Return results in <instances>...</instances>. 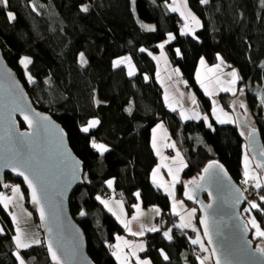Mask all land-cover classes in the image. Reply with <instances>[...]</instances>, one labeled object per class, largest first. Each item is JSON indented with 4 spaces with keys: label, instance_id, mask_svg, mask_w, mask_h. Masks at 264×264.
<instances>
[{
    "label": "trees",
    "instance_id": "1",
    "mask_svg": "<svg viewBox=\"0 0 264 264\" xmlns=\"http://www.w3.org/2000/svg\"><path fill=\"white\" fill-rule=\"evenodd\" d=\"M187 1L202 22L194 34H182L179 14L168 7L172 0H135V4L132 0H9L8 8L0 7V46L7 63L19 74L34 105L63 125L70 146L86 167L85 183L73 193L70 210L86 234L88 253L95 264H119L110 245L126 231L96 199L108 190L106 181L110 179L115 180V193L124 200L129 214L135 212L139 199L143 207H162L167 225L146 235L149 247L142 253L144 258L153 264H199L194 254L197 246L189 238L194 230L174 231L172 240L163 235L175 217L170 215L171 198L153 183L151 175L159 161L152 146L153 129L158 124L168 128L170 141L176 143L187 162L177 183V193L187 205L197 208L184 195L187 183L198 180L214 160L223 163L237 182L244 177L242 159L247 139L239 126L220 125L212 118L209 128L206 120L187 122L170 109L156 78L162 71L160 44H164L170 65L187 78L208 114L213 99L205 94L196 74L202 57L214 65L218 52L224 53L241 76L237 92L242 89L246 95L247 120L239 117L247 126L248 119L256 124L264 146V0ZM84 5L88 12L81 10ZM7 11L16 19L9 21ZM169 33L175 39L164 43ZM141 48L147 51L141 52ZM80 53L87 63L81 64ZM125 56H130L138 68L132 76L126 64L113 67L114 60ZM23 57L32 61L27 69L19 62ZM28 74L33 77L31 82ZM238 93L222 91L217 101L234 111ZM91 120L100 123L88 133L82 132L80 129ZM21 127L26 128L23 123ZM92 140L107 145L109 151L100 154L91 147ZM8 180L22 183L30 207L28 191L19 179L8 175L6 183L0 182V192L8 189L4 187ZM258 191L264 195V187ZM248 201H252L249 196L244 211ZM260 206L264 208V202ZM247 213L264 224V214L255 209ZM200 215L197 208L198 226ZM0 228L4 229L0 233V264H19L13 240L15 225L3 205ZM205 244L208 248L206 240ZM23 255L31 264H51L44 242L24 250Z\"/></svg>",
    "mask_w": 264,
    "mask_h": 264
},
{
    "label": "water",
    "instance_id": "2",
    "mask_svg": "<svg viewBox=\"0 0 264 264\" xmlns=\"http://www.w3.org/2000/svg\"><path fill=\"white\" fill-rule=\"evenodd\" d=\"M16 108L22 111H15ZM24 115L34 121L33 127H29ZM45 117L47 119H44ZM21 123L25 129L21 127ZM253 129L256 130L254 137L248 136L247 139L249 149L254 159L264 160V157L260 156L264 146L259 130ZM21 133L25 135L21 136ZM13 146L14 151L19 153L15 158L14 153L9 151ZM21 158L31 159L39 169L44 186L42 195L46 193V198L41 201L47 215L45 220L40 218L39 205L32 203L31 189L23 177L6 166ZM214 161L222 165L223 170L213 169L215 175H205L203 169L201 176H205V179L197 180L203 187L196 188L189 183L185 187V192L193 190L194 199L191 201L196 203L201 218L208 213L215 243L208 244V238L204 236V226L200 223L202 236L210 251L213 247L218 248L222 264L225 256L232 264H264V253L254 251L258 246L254 244L251 225H248L247 232H242V226L248 221L243 214L247 194L223 163ZM77 162V178L72 179V169ZM85 168L83 160L70 146L69 135L63 125L49 112H44L34 105L25 84L17 71L7 63L0 46V182L6 183L8 175L23 182L29 194L30 209L37 214L41 232L44 234V244L47 247L48 241L51 240L65 264H95L88 253L86 234L70 210L73 193L85 183ZM262 170L264 172V169ZM237 197L240 198V203L234 204ZM207 205L212 207L207 208ZM49 228L52 229L51 232ZM221 241L225 242L223 248L220 247ZM47 253L51 264H54L48 249ZM212 258L215 264V257Z\"/></svg>",
    "mask_w": 264,
    "mask_h": 264
},
{
    "label": "snow or ice",
    "instance_id": "3",
    "mask_svg": "<svg viewBox=\"0 0 264 264\" xmlns=\"http://www.w3.org/2000/svg\"><path fill=\"white\" fill-rule=\"evenodd\" d=\"M132 2H133V4H135V0H132ZM200 2L202 4H207L208 0H200ZM0 7L8 8L9 7V0H0ZM168 7L170 8V10L172 12H179L180 16L183 17L185 22H184V25L182 28V34H189V33L194 34L195 28L200 26V21L191 12V10L188 9L187 0H173V3L171 5H169ZM33 9H35V5H33ZM81 10L83 12H88L89 7L87 5H84V6H82ZM6 15H7V18L9 21L16 19V15L11 11H7ZM142 27H145L149 31L155 30L150 25H142ZM173 39H175V37L171 33H169L168 34V40H166L164 43H168L169 41H171ZM159 47L161 49H163L164 44L163 43L160 44ZM140 51L145 52L147 50L144 48H141ZM177 52L179 53V49H177ZM149 54L151 55V53H149ZM161 55H163V53H161ZM79 56H80L81 64L87 63V61L84 58V53H80ZM153 58L158 59L157 57H153ZM218 58H219V56H218ZM19 62L21 65L24 66L25 69H27V66L32 61L29 57H23V58H21V60ZM221 63H223L222 59H221ZM122 64L128 65V69H129L128 75L129 76L134 75L135 66L131 63V57L130 56L121 57V58H118V59L113 61V67H119ZM200 64L202 67H206V64H205L203 57L200 60ZM219 68H220V65L217 64L213 68L207 69V72L208 73H214ZM176 71L178 72V69ZM229 75L232 77V79L227 82L226 87L222 86L223 82L220 81L219 77H216L215 83L217 86H221L220 90H222L224 92H232L233 94H235V91H236L235 85H236L237 81L240 79V77L238 76V74L235 70H233L231 73H229ZM145 78L147 79V77H145ZM196 78L200 82L201 87L204 88L205 94L208 96H212L214 94L213 91H211L209 89L208 84L205 83V80L207 79V77H202L201 72L197 71ZM27 79L30 82L33 80V77L31 76V74H28ZM181 95H183V94H181ZM165 100L168 102V105L172 109V111H176V107L173 106L174 102L169 100L167 94L165 95ZM191 102L193 105H195L197 103L195 96L191 97ZM175 103H178V102H175ZM261 103L264 104V95L261 96ZM241 107H244V105L241 104ZM15 111H22V110L19 108H16ZM128 111L131 112V109L129 108ZM213 111H214V113H218L217 119L219 120L220 123L232 122L227 117V113H224L222 109L214 108ZM180 115L185 120L193 119V118L194 119H200V115L196 111H192L191 115H188L182 109L180 112ZM221 115H223L225 118L221 119ZM44 119H47V117H45ZM205 119H207V117H205ZM24 120L28 122L29 127H33L34 121L28 115H24ZM99 123H100L99 120H91L88 122V124L86 126L82 127L80 130L84 133H88L90 128L95 127ZM209 127H211V125H209ZM157 129H163V125H157V128L153 129L152 146H153V148L156 149V154L161 155L159 147L157 146V138H156ZM60 131L63 132L62 129ZM255 131H256L255 129H252V131L249 133V136L254 137ZM23 135H25V134L21 133V136H23ZM164 146L170 147V148H175L174 143L165 144ZM91 147L96 149L100 154H103V153L109 151V148L107 145H105L103 143H97L95 140L91 141ZM9 151L14 153V158H15V156L19 155L18 152L14 151V146H13V148H10ZM260 156L264 157V149H262L260 151ZM166 159H167L166 157H162V161L166 160ZM172 160H173V163L178 162L179 166L174 169L172 166H170L166 163H162L161 165H158L157 168H155L153 170V173H152L153 183L156 184L157 187L164 188V190L170 196H172V198H173V205H172L173 214L180 216V223L177 225V227H179L181 229L193 227V225L191 224L190 221H191V217L194 216L196 209H191L187 213V219H186L185 215H181L180 212L177 211L178 207L183 206V202L182 201L177 202L175 200V196H174L175 184L179 182V172L182 171L183 168L187 167V164L184 163L183 158H182V156L178 150L176 152V156L173 157ZM6 166L11 167V169L14 173L23 177L24 181L28 185V188L31 189L32 203L39 205V212H40L41 220L47 219L44 204L41 202L42 199L46 198V193H44L42 195L44 186H43L42 177L40 175L38 167H36L33 164L31 159H23V158L17 160L16 163H11V164H8ZM160 167H167L168 168V174L172 177V181L170 184L167 181H164L162 177H160V175H159ZM213 169L223 170V166L219 165L218 162L213 161V162H210L208 164V166L204 168L203 171H204L205 175H215V173L212 172ZM256 169H264V160H258L256 162L255 168H253L251 166V161H250L249 157L247 156V154H245V156H244V172H243L244 183L248 184L249 181H253L254 187L256 189H261L262 187H264V181H262V178L257 173ZM77 171H79L78 162H77V164H75L73 166L72 179L77 178L76 177ZM199 179H200V181H203L205 179V176H201ZM106 183H107L108 187L111 188L113 185V180L110 179V180L106 181ZM188 183L191 185H195L196 188H202L203 187V185L195 179L192 181H189ZM4 187L7 188V187H9V185L4 184ZM11 193H12L11 196H8V195H5L3 192H0V205H3V207L5 209H7L9 207V205L13 204L18 199H23V193L20 191L19 185L11 186ZM135 195L137 197H139L140 193L137 192V193H135ZM209 195H211V192H209ZM185 196H187V198L189 200L194 199L193 190L189 189L188 191H186ZM96 199L99 200L100 203L103 204L104 207L107 208L109 212H113V214L116 215L117 220L120 221V223L124 226L125 229H127L131 233V235H133V236H143L144 235V229H145L144 224L140 225V228H141L140 231H132V228L130 226L132 221L122 219L121 215H117L114 212L109 200L102 199L100 196H97ZM259 201L264 202V195L259 196ZM116 203H117V205L120 206L121 214H122L123 213L122 201H117ZM239 203H240V198L237 197L234 201V204H239ZM248 205L249 206H248V208L245 209V212H251L253 209H255L258 212H260L261 214H264V208H261L260 204L257 203L256 201H248ZM134 207L137 209V213H136V215H134L132 217V220H138L139 217L143 215V212L140 211V205L139 204L134 205ZM206 207L211 208L212 205H207ZM155 211L157 214H159V209H155ZM28 215L30 216L31 214L28 213ZM81 215H85V213L81 212ZM11 216H12L13 222L16 224V229H15L16 235L13 237V240L15 242V247H16L15 256H16V259L18 260L19 264H26L24 257H22L20 254V250L30 248L32 245H38V244H41L42 242L40 239L35 238V237L28 239L27 233L20 226L19 217H17V215L15 213H11ZM200 223L204 226V236L208 238V244H214L215 242L213 241L212 232L210 230V220H209V216H208L207 212L205 213L204 217L201 218ZM249 224L251 225V227L253 229H255V233H254L255 236L264 240V229L261 228V226L257 222V219L255 216H250L247 223L242 226V232L248 231V225ZM48 230H49V232L52 231L51 228H49ZM3 231H4V229L0 228V233H3ZM147 231L157 232V231H159V228L156 226H152L150 228H147ZM163 235L165 237H167L169 240L172 239V236L170 235V230L165 231L163 233ZM116 240H117V243L115 245H110V247H113L115 249V251H113L112 255L115 256V258L119 261V264H132V259H131L132 257H135L136 264H151L150 260L141 259L137 255L138 252H142L145 250V245L143 242L134 243V242L126 240L124 237H121V236H116ZM191 243L194 245H199L202 252L208 251V248L202 242L199 235H197V237L195 239H192ZM224 246H225V242L221 241L220 247L223 248ZM125 248L130 249V251L125 252L124 251ZM47 249H48V252L50 253L51 260L54 262V264H65V262L61 259V256L58 254L57 248L54 247L53 242L51 240L48 241ZM254 251L264 253V247L258 246ZM161 252L163 254L162 250H161ZM163 255H164V259L167 260L168 256L166 254H163ZM252 255H254V252L252 253ZM213 256L215 257V264H222L221 256L218 252L217 247H213L211 249V253L209 256H204V257L198 256L197 259L200 261V264H206V261L211 259ZM223 264H232V262L230 259H228L227 256H225V258L223 260Z\"/></svg>",
    "mask_w": 264,
    "mask_h": 264
},
{
    "label": "crops",
    "instance_id": "4",
    "mask_svg": "<svg viewBox=\"0 0 264 264\" xmlns=\"http://www.w3.org/2000/svg\"><path fill=\"white\" fill-rule=\"evenodd\" d=\"M172 3H173V0H172ZM172 3H170L169 5H171ZM187 6H188V9H190L188 1H187ZM191 12L198 18V16L195 14V12H193V11H191ZM177 13L179 14V12H177ZM179 16H180V14H179ZM199 21H200V19H199ZM184 22L185 21H184L183 17L180 16V23H182L181 24V30L183 28ZM201 28H202V22L200 21V26L196 27L195 31H197V30H199ZM189 34H191V33H189ZM218 53H219L218 62L215 64V65H217V64L220 65V68L218 70H216L214 73H208L207 69L213 68L215 65H210V64H207L206 62H205L206 67H202L201 64L199 63L200 66L198 68V71L201 72L202 77H207V79L205 80V83L208 84L209 89L211 91H213V93H214L212 96H210L213 99V105L219 104L218 101H217V98H218L219 93L222 92V90H220L221 86H217L216 83H215L216 77H219L220 81L223 82L222 86L226 87L227 86V82L232 79V77L229 75V73H231L233 70H235L237 72V74H238L237 69L233 66L232 63H230L229 59L226 58L224 53H222V52H218ZM158 58H159V62H160L161 67H162V71L156 77L157 81L160 84V86L164 89V91H165L164 95L167 94L169 100L174 102L173 106L176 107V111H178L180 113L181 110L183 109L188 115H191L192 111H196V112L199 113L200 119H194L193 118V119H188V120L184 119V120L187 121V122L191 121V120H195V121L206 120V122L208 124V127H209V125H211V127H212V122H211L212 118L210 117V113L209 114L206 113L204 111V108H202L201 101H200L199 97L197 96L196 91L194 90V88L193 89H189L187 87L190 83L187 80V78H185V76L182 75L180 69L178 67L171 66L168 63L169 62L168 57L163 56V55H158ZM221 59H222L223 63H221ZM126 67H127V64H126ZM177 69H178V72L176 71ZM238 76H240V74H238ZM239 81L240 80H238L236 85H235V89H236L235 93H238L237 91H238V88H239V85H238ZM181 94H183V95H181ZM192 96H195V99H196V102H197L195 105H193L192 102H191V97ZM237 99H235V100H237ZM235 100L233 102L235 113L238 116H242V107L240 108L239 106H240V103H243V105H244L243 111H244V115H245L246 112H247L246 110H248V108H247L248 106L246 104V95L244 93H242L241 99H238L236 104H235ZM175 102H178V103H175ZM238 108L241 110V112L238 111ZM205 117H207V119H205ZM231 121L232 122H228L227 124H234L235 123V120H231ZM217 122L220 124V122L218 120H217ZM242 122H243V119H242ZM158 125H163V129H157V133H156L157 146L159 147V150H160V153H161V155H159L158 165H161L162 163H166V164L172 166L175 169L176 165H179V164L178 163H172L171 161H172V158L176 156L177 150L179 152H180V150L178 149V146L176 145V143L174 141H172V140L170 141L169 140V138L171 137V133L168 130V128L163 123L158 124ZM246 127H248V126L246 125ZM155 128H157V126ZM244 134H245V131H244ZM245 136H246V134H245ZM172 143L175 144V148H170V147H165L164 146L165 144H172ZM245 146L249 148V145H248L247 142L245 143L244 147ZM180 153H181V156L183 158L184 163L187 164V162H185L183 153L182 152H180ZM162 157H166L167 159L162 161ZM157 166L155 168H157ZM186 168L187 167L183 168V170L179 172V182L182 179L183 171ZM152 173H153V171L151 172V175H152ZM159 175H160V177L163 178L164 181H167L169 184L171 183L172 177L168 174V168L167 167H160ZM106 188H108L109 196L106 197L105 199L110 201V204H111L114 212L117 215H121L122 219L131 220L132 221V223L130 225L131 228H132V231H140L141 230L140 225L141 224L145 225L144 235L143 236H133L125 228H124L126 230L125 234L118 235V236L124 237L126 240L134 242V243L143 242L144 245H145V250L142 251V252H138L137 255L141 259H148V258H144L142 256V253L147 251V249L149 247V243H148V240L146 238V235L148 233H150V232L147 231V228H150L152 226H156L157 227L158 216L162 212V207L158 206V205H152V206H149V208L143 207L142 206V200L139 199L138 204L140 205V211L143 212V215L140 216L138 220H132V217L134 215H136V213H137V209L135 210V212L133 214H129L128 209L126 208L125 202L123 200L120 199V200H116L115 201V198H114V195H113V193L116 194L115 193V187H114V180H113L112 187L109 188L108 185H106ZM158 188H161L165 192V194H167L171 198V206H172L173 205L172 196H170L164 190V188H162V187H158ZM174 196H175V200L177 202L183 201V206L182 207H178L177 211L180 212L181 215H185V217L187 219V213L191 209L188 208V205L186 204V202H184V200L180 199L179 196L177 195V183L175 184V188H174ZM117 201H122V207H123V213L122 214H121L120 206L117 205V203H116ZM155 209H159V214L156 213ZM111 213L113 214V212H111ZM170 215L175 217V224L178 225L180 223V216L173 214L172 207H171ZM196 215H197V211L195 212L194 216L191 217V221L190 222L193 225V227L184 228V229L185 230H192V231L195 229L192 238L190 236H189V238L192 240V239H195L197 237V235H199L201 240H202V242L205 244V238L202 236L200 227H197L198 225H197V216ZM114 216L116 217V215H114ZM170 235L172 236V239H173V232L170 231ZM116 243H117V240L115 239V242L112 243L111 245H115ZM196 246L198 248H200L199 245H196ZM205 246H206V244H205ZM113 251H115V249L112 250V252ZM124 251L128 252V251H130V249L125 248ZM209 255L210 254L207 251V256H209ZM131 259H132V264H136L135 257H132ZM148 260H150V259H148ZM117 263H119L118 260H117ZM151 264H153V261H151ZM199 264H200V261H199ZM206 264H214L213 258L207 260Z\"/></svg>",
    "mask_w": 264,
    "mask_h": 264
},
{
    "label": "rangeland",
    "instance_id": "5",
    "mask_svg": "<svg viewBox=\"0 0 264 264\" xmlns=\"http://www.w3.org/2000/svg\"><path fill=\"white\" fill-rule=\"evenodd\" d=\"M161 53H163V56H166V57H169V55H167V53H166V50H164V48H163V50H162V52H160V55H161ZM85 58V57H84ZM86 60V59H85ZM169 60V59H168ZM87 61V60H86ZM205 62L207 63V64H209V62L208 61H206L205 60ZM131 63L135 66V71H134V74H136L137 73V70H138V68H136V64H135V62H134V60H131ZM169 63V62H168ZM170 64V63H169ZM215 65V64H214ZM23 66V65H22ZM24 67V66H23ZM126 68H128V65H127V67ZM129 70V69H128ZM132 76V75H131ZM240 77V79L239 80H241V76H239ZM186 78V77H185ZM239 84H240V81H239ZM189 89H193V87L189 84L188 86H187ZM241 91L238 93V96H237V98L238 99H241V96H242V93H243V90L242 89H240ZM238 99L237 100H235V104L237 103V101H238ZM217 100H218V98H217ZM219 103V102H218ZM241 104H243V103H240V108H241ZM214 108H219V109H222L223 110V112L224 113H227V117L230 119V120H235V123H234V125H237V126H239L242 130H243V133H244V131H245V134H246V136H245V134H244V136H245V138L246 139H248V136H249V133H250V131H251V129H253V128H255V126H256V124L254 123V122H252L251 120H249L248 119V127H246V125L242 122V119H241V117H239L236 113H235V111H228V110H226L225 109V107H223L222 106V104H216V105H213L212 106V110H211V112H210V117L211 118H213L216 122H217V114L218 113H214V111H213V109ZM243 108L244 107H242V116L244 117V118H246L245 117V115H244V111H243ZM238 111L239 112H241V110L238 108ZM225 117L223 116V115H221V119H224ZM246 120H247V118H246ZM219 121V120H218ZM218 123V122H217ZM219 124V123H218ZM221 124H224V125H231V124H227V123H220V125ZM250 127V128H249ZM246 143V142H245ZM247 143H248V141H247ZM244 149V155H243V167H242V171L244 172V156H245V154H247V156L249 157V159H250V161H251V166L253 167V168H255V165H256V162H257V160L256 159H254V157H253V155H252V153H251V149H249L248 147H244L243 148ZM181 154V153H180ZM172 163H173V160L171 161ZM176 163H178V162H176ZM179 165H176V167H178ZM175 167V168H176ZM256 171H257V173L260 175V177L262 178V181H264V172H263V170L262 169H256ZM193 179H196V178H193ZM9 182H8V185H9V187H8V189L5 191V192H3L5 195H8V196H11V186H15V185H19L20 186V191L23 193V199H18L17 201H15L13 204H11V205H9V207L6 209V211H7V213L8 214H10L11 215V213H15L16 215H17V217H19V219H20V226H21V228H23L24 230H25V232L27 233V238L28 239H31V238H33V237H35V238H38V239H40L41 240V244H38V245H43V242H44V234L41 232V228H40V223H38V222H36V216H35V212H33V210L32 209H30V207L28 206V202H26V192L24 191V188H23V185H22V183L21 182H17V181H12V180H8ZM249 183L250 184H253L254 185V182L253 181H249ZM107 185V184H106ZM114 185H115V180H114ZM114 191V190H113ZM113 195H114V198H115V201L116 200H120L121 198H119L118 196H117V194H114L113 193ZM177 195H178V193H177ZM261 194H260V192H257V193H255V192H253V193H251V200L252 201H256L257 203H259L260 205L262 204V202L261 201H259V196H260ZM109 196V192H108V190H107V192H105L102 196H101V198L102 199H105L106 197H108ZM179 196V195H178ZM179 198H180V196H179ZM180 199H182V198H180ZM122 200V199H121ZM183 200V199H182ZM124 201V200H123ZM183 202V201H182ZM185 202V201H184ZM188 208H190V209H196V211H197V208L196 207H194V206H190V205H188ZM248 208V207H247ZM244 211V210H243ZM28 213H30L31 215L29 216L28 215ZM243 214L246 216V219L248 220L249 218H250V216H255V215H252V213L251 214H248L247 212H243ZM160 216V215H159ZM158 216V217H159ZM12 217V216H11ZM158 221H160V219L158 218ZM166 221V220H165ZM258 222V221H257ZM259 223V222H258ZM13 224L15 225V229H16V224L13 222ZM260 224V226H261V228L262 229H264V224H261V223H259ZM157 227H158V223H157ZM197 227H199V226H197ZM183 230H185V229H183ZM173 232V231H172ZM176 232V231H175ZM174 233V232H173ZM255 229H253V235H254V240H255V242H256V244H257V246H259V245H261L262 247H264V240H262L261 238H258V237H256L255 236ZM14 235H16V231H15V233H14ZM33 246H37V245H32L30 248H32ZM197 248V247H196ZM195 248V249H196ZM27 249H29V248H27ZM194 249V250H195ZM24 250H26V249H21L20 250V254H21V256L22 257H24V259H25V261H26V264H31V262L29 261V260H27V258L23 255V251ZM112 250H114V248L112 247ZM197 250H199V251H201V249L200 248H198ZM208 253L210 254L211 252H210V250L208 249ZM205 256H207V252H205ZM34 263V262H33Z\"/></svg>",
    "mask_w": 264,
    "mask_h": 264
},
{
    "label": "built area",
    "instance_id": "6",
    "mask_svg": "<svg viewBox=\"0 0 264 264\" xmlns=\"http://www.w3.org/2000/svg\"><path fill=\"white\" fill-rule=\"evenodd\" d=\"M170 140V139H169ZM238 182H239V185L242 187V189L244 190V192H246V194L249 196V197H251V193H253V192H255V193H257V192H259L258 191V189H256L255 187H254V185L253 184H250V183H248V184H245L244 183V177H242L241 179H239L238 180ZM105 192H107L106 190H105ZM105 192H103V194L105 193ZM159 219H160V221H158V228H160L161 229V227H164V226H166L167 225V223L165 222V218L163 217V211L160 213V216L158 217ZM176 231V232H182L183 231V229H181V228H179V227H177V225L174 223V224H172L170 227H169V229L167 230V231ZM198 248H196L195 250H194V254L196 255V258L199 256V257H204L206 254H205V252H202V251H199V250H197Z\"/></svg>",
    "mask_w": 264,
    "mask_h": 264
},
{
    "label": "clouds",
    "instance_id": "7",
    "mask_svg": "<svg viewBox=\"0 0 264 264\" xmlns=\"http://www.w3.org/2000/svg\"><path fill=\"white\" fill-rule=\"evenodd\" d=\"M248 196V195H247ZM211 252V251H210Z\"/></svg>",
    "mask_w": 264,
    "mask_h": 264
}]
</instances>
